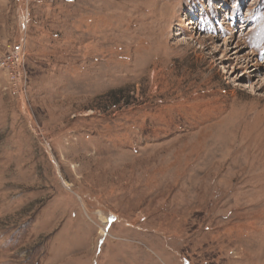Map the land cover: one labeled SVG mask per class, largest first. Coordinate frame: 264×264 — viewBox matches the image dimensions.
I'll return each mask as SVG.
<instances>
[{"label":"rangeland","instance_id":"obj_1","mask_svg":"<svg viewBox=\"0 0 264 264\" xmlns=\"http://www.w3.org/2000/svg\"><path fill=\"white\" fill-rule=\"evenodd\" d=\"M0 264H264V0H0Z\"/></svg>","mask_w":264,"mask_h":264},{"label":"built area","instance_id":"obj_2","mask_svg":"<svg viewBox=\"0 0 264 264\" xmlns=\"http://www.w3.org/2000/svg\"><path fill=\"white\" fill-rule=\"evenodd\" d=\"M24 42L25 40H21L20 43L14 46L2 64L4 69L8 71L10 80L13 82L14 86L18 87L21 93L24 91L26 80L23 67L26 59Z\"/></svg>","mask_w":264,"mask_h":264}]
</instances>
